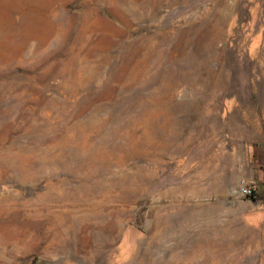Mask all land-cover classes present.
<instances>
[{"label": "rangeland", "instance_id": "1", "mask_svg": "<svg viewBox=\"0 0 264 264\" xmlns=\"http://www.w3.org/2000/svg\"><path fill=\"white\" fill-rule=\"evenodd\" d=\"M0 264H264V0H0Z\"/></svg>", "mask_w": 264, "mask_h": 264}, {"label": "built area", "instance_id": "2", "mask_svg": "<svg viewBox=\"0 0 264 264\" xmlns=\"http://www.w3.org/2000/svg\"><path fill=\"white\" fill-rule=\"evenodd\" d=\"M237 193L242 196H251L255 193V186L244 184L237 188Z\"/></svg>", "mask_w": 264, "mask_h": 264}, {"label": "bare ground", "instance_id": "3", "mask_svg": "<svg viewBox=\"0 0 264 264\" xmlns=\"http://www.w3.org/2000/svg\"><path fill=\"white\" fill-rule=\"evenodd\" d=\"M112 9H114V7H112ZM130 227H127L126 228V230H125V236H124V238H125V240H126V242L127 243H129V242H131L129 239H128V229H129ZM132 229V228H131ZM130 239H131V237H130ZM133 242V241H132Z\"/></svg>", "mask_w": 264, "mask_h": 264}, {"label": "crops", "instance_id": "4", "mask_svg": "<svg viewBox=\"0 0 264 264\" xmlns=\"http://www.w3.org/2000/svg\"><path fill=\"white\" fill-rule=\"evenodd\" d=\"M262 177H263V176H262L261 174H260V175H258V178H259L260 180L262 179Z\"/></svg>", "mask_w": 264, "mask_h": 264}, {"label": "trees", "instance_id": "5", "mask_svg": "<svg viewBox=\"0 0 264 264\" xmlns=\"http://www.w3.org/2000/svg\"><path fill=\"white\" fill-rule=\"evenodd\" d=\"M253 197L255 198V194L253 195Z\"/></svg>", "mask_w": 264, "mask_h": 264}]
</instances>
